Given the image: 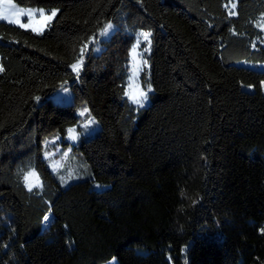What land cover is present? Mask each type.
Listing matches in <instances>:
<instances>
[{"label": "trees", "instance_id": "obj_1", "mask_svg": "<svg viewBox=\"0 0 264 264\" xmlns=\"http://www.w3.org/2000/svg\"><path fill=\"white\" fill-rule=\"evenodd\" d=\"M13 1L58 14L0 23V264H264V0Z\"/></svg>", "mask_w": 264, "mask_h": 264}, {"label": "rangeland", "instance_id": "obj_2", "mask_svg": "<svg viewBox=\"0 0 264 264\" xmlns=\"http://www.w3.org/2000/svg\"><path fill=\"white\" fill-rule=\"evenodd\" d=\"M14 6L16 9H24V10H37V13L35 16L33 17H28L27 15H15V16H11L10 19L14 20L16 22H12L10 23L9 20L6 19H0V23H7L10 25H14L20 28H23L25 30H29L35 34L38 35H42L48 28H50L53 24V22L55 21L58 11L53 10L56 12V16L52 17L50 20L47 19V14L50 13L51 11H47L43 8H39V7H23V6H19L18 4H16L13 0H0V10H3L5 8H10ZM237 7V0L235 1L234 4V9ZM43 9L45 12V17H40L39 16V10ZM24 25V26H21ZM111 27H108V26ZM106 28L107 31L105 32V30L101 33L100 38L101 39H106L108 40L111 35L113 34L115 27L113 24H109ZM261 29L264 31V24L261 25ZM148 33L145 31H140L138 33V35L136 36V43L134 44V46L131 48L130 52H129V73H128V80H127V87H126V96L128 98V100L135 105L136 107L139 108H143L149 105L150 103V98H149V94L151 91H146L143 89L141 83H140V75L141 72L144 68L145 65V61L143 59V54L150 52L151 51V33L148 37L147 40H145L143 37L140 36V33ZM264 45V42H263ZM133 48L136 49L135 53H133ZM145 48V49H144ZM1 60V58H0ZM81 68V64L77 65V69L79 70ZM144 92L147 95V99H144L143 97L140 96V93ZM141 99L143 106H141L140 104H137L134 102V99ZM53 100L55 103L58 104H63V105H70L73 103V94L72 91L70 89H66V91L61 92L59 94H57L56 96L53 97ZM250 108H255L252 105H246ZM256 109V108H255ZM86 110V111H85ZM258 111L263 112L264 113V109H258ZM84 113L83 115H81V113ZM78 114L81 118V127L82 130L86 131V134L88 137H93L95 136L99 130L100 127L97 124L96 120L92 117H89L88 115V110L87 108L85 109H79L78 110ZM75 130V135H76V139H72L68 133V141H70L72 144H77L80 140V134L78 133L77 128H73ZM84 132V131H83ZM70 148H68V150L66 151L67 154L70 152L69 150ZM45 158L49 157V156H53L54 160L52 161V165H50L51 169L56 171L57 169H59L62 166V161L63 159L60 158L59 156H57V152L52 153L50 152H46L44 154ZM29 173H34L35 175L33 177H30L29 181H25V185L27 187V189L29 190L28 184L31 183L33 185L32 189L29 191L34 190L35 188H39L41 187V179L38 175V173L35 170H30L26 175H28ZM25 175V176H26ZM108 264H117V261L113 260L111 262H109Z\"/></svg>", "mask_w": 264, "mask_h": 264}, {"label": "snow or ice", "instance_id": "obj_3", "mask_svg": "<svg viewBox=\"0 0 264 264\" xmlns=\"http://www.w3.org/2000/svg\"><path fill=\"white\" fill-rule=\"evenodd\" d=\"M234 7V5H233ZM37 13V10H24V9H16L14 6L10 7V8H5L3 10H0V19H6L9 20L10 23L12 22H16L14 20H11L10 17L11 16H15V15H27L28 17H33L35 16ZM45 12L43 9L39 10V16L40 17H45ZM56 16V12L55 11H51L50 13L47 14V19L50 20L52 17ZM24 26V25H21ZM108 27H111L110 25ZM107 31V28L105 29V32ZM150 33H140V36L143 37L145 40L148 39ZM133 53H135L136 49L133 48ZM146 63V62H145ZM74 70H77V65H73L72 66ZM149 91H151V89L149 88ZM140 96L143 97L144 99H147V95L144 92L140 93ZM134 102L137 104H140L141 106H143L142 100L141 99H134ZM86 111V110H85ZM84 113L82 112L81 115H83ZM69 135L72 139H76V135H75V130L74 129H69ZM35 174L34 173H29L28 175L25 176V181H29L30 177H33ZM29 190L32 189L33 185L31 183L28 184ZM99 187V186H98ZM49 217L45 216L44 217V221H48Z\"/></svg>", "mask_w": 264, "mask_h": 264}]
</instances>
